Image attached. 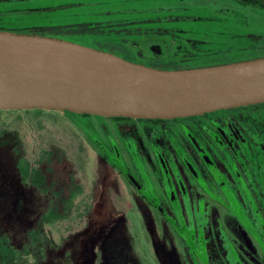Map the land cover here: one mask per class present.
<instances>
[{
    "label": "rangeland",
    "instance_id": "obj_1",
    "mask_svg": "<svg viewBox=\"0 0 264 264\" xmlns=\"http://www.w3.org/2000/svg\"><path fill=\"white\" fill-rule=\"evenodd\" d=\"M195 19L25 31L158 65L230 58L182 35ZM140 119L0 110V264H264V103Z\"/></svg>",
    "mask_w": 264,
    "mask_h": 264
},
{
    "label": "water",
    "instance_id": "obj_2",
    "mask_svg": "<svg viewBox=\"0 0 264 264\" xmlns=\"http://www.w3.org/2000/svg\"><path fill=\"white\" fill-rule=\"evenodd\" d=\"M264 103V56L156 68L65 38L0 30V110L173 119Z\"/></svg>",
    "mask_w": 264,
    "mask_h": 264
},
{
    "label": "trees",
    "instance_id": "obj_3",
    "mask_svg": "<svg viewBox=\"0 0 264 264\" xmlns=\"http://www.w3.org/2000/svg\"><path fill=\"white\" fill-rule=\"evenodd\" d=\"M22 2V3H20ZM11 3V4H10ZM5 4V5H4ZM3 8L13 9L3 12L0 10V30L25 32L28 27L59 26L66 24H100L116 20L135 21L140 25L163 26L155 22L156 18L168 15H190L195 20L179 22L182 29L191 31L182 35L198 38L209 47L217 49L219 46H228L230 58L225 60L210 59L204 55L197 62L183 64L176 63L158 65L141 60L133 55L130 61L142 63L156 68H185L204 65H214L237 60L264 56V45L260 38H264V8L256 3L241 0H2ZM10 5V6H9ZM25 7V8H20ZM2 8V7H0ZM155 20H152V19ZM151 19V20H150ZM149 20V22H146ZM165 24V23H164ZM177 25L178 23H171ZM168 25L167 23L165 24ZM247 35L258 38L254 46L247 42ZM133 37V36H132ZM142 37L157 38L152 33L138 34L135 39ZM61 38V36H60ZM87 46L92 45L89 40L77 37H63ZM262 42V43H261ZM250 104L236 108L254 106ZM43 111V109L22 110ZM63 112L75 116L87 117L90 114ZM213 112L202 114L207 115ZM195 116L178 119H190ZM114 120H131L126 117H110ZM136 120H141L136 119ZM149 122H164L169 119H144Z\"/></svg>",
    "mask_w": 264,
    "mask_h": 264
},
{
    "label": "flooded vegetation",
    "instance_id": "obj_4",
    "mask_svg": "<svg viewBox=\"0 0 264 264\" xmlns=\"http://www.w3.org/2000/svg\"><path fill=\"white\" fill-rule=\"evenodd\" d=\"M221 110V109H220ZM263 162V160H261Z\"/></svg>",
    "mask_w": 264,
    "mask_h": 264
}]
</instances>
